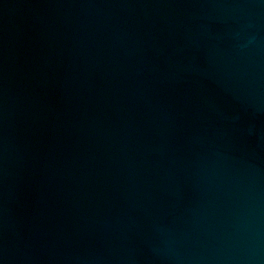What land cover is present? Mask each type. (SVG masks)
Returning a JSON list of instances; mask_svg holds the SVG:
<instances>
[{"label": "water", "instance_id": "water-1", "mask_svg": "<svg viewBox=\"0 0 264 264\" xmlns=\"http://www.w3.org/2000/svg\"><path fill=\"white\" fill-rule=\"evenodd\" d=\"M0 264H264V0H0Z\"/></svg>", "mask_w": 264, "mask_h": 264}]
</instances>
